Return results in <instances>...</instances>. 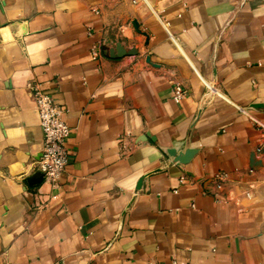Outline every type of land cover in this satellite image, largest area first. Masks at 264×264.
I'll return each instance as SVG.
<instances>
[{
	"label": "crops",
	"instance_id": "crops-1",
	"mask_svg": "<svg viewBox=\"0 0 264 264\" xmlns=\"http://www.w3.org/2000/svg\"><path fill=\"white\" fill-rule=\"evenodd\" d=\"M188 262L264 264V0H0V264Z\"/></svg>",
	"mask_w": 264,
	"mask_h": 264
},
{
	"label": "built area",
	"instance_id": "built-area-1",
	"mask_svg": "<svg viewBox=\"0 0 264 264\" xmlns=\"http://www.w3.org/2000/svg\"><path fill=\"white\" fill-rule=\"evenodd\" d=\"M94 50L95 47L92 48V51ZM27 89L34 104L42 132V147L40 155L35 161V170L41 174L42 180L56 185L61 178L69 157L67 140L71 133V127L65 120L67 109L64 104L57 102L53 94L38 82H28ZM183 94L182 86L175 84L173 99L178 101ZM214 179L216 187H220L226 181L227 175L224 172H219L215 174ZM245 195L249 196V192H245ZM186 264L192 263L188 262Z\"/></svg>",
	"mask_w": 264,
	"mask_h": 264
},
{
	"label": "water",
	"instance_id": "water-1",
	"mask_svg": "<svg viewBox=\"0 0 264 264\" xmlns=\"http://www.w3.org/2000/svg\"><path fill=\"white\" fill-rule=\"evenodd\" d=\"M117 49L119 50V53L122 50L120 47H118ZM111 55H112V53H111ZM191 152H192L191 149H188L185 151V154L189 155ZM41 180H42L41 174L37 173L36 176H32L31 178L28 179V183L29 184H36V183H39Z\"/></svg>",
	"mask_w": 264,
	"mask_h": 264
}]
</instances>
